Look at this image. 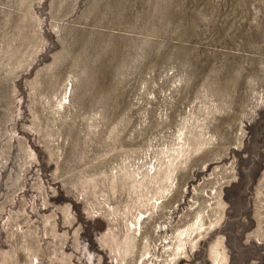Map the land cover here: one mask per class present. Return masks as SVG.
Instances as JSON below:
<instances>
[{
	"label": "rangeland",
	"instance_id": "1",
	"mask_svg": "<svg viewBox=\"0 0 264 264\" xmlns=\"http://www.w3.org/2000/svg\"><path fill=\"white\" fill-rule=\"evenodd\" d=\"M0 264H264V0H0Z\"/></svg>",
	"mask_w": 264,
	"mask_h": 264
},
{
	"label": "bare ground",
	"instance_id": "2",
	"mask_svg": "<svg viewBox=\"0 0 264 264\" xmlns=\"http://www.w3.org/2000/svg\"><path fill=\"white\" fill-rule=\"evenodd\" d=\"M174 162H175V160H174ZM173 166H174V163H173V160H172V163H171V165H170V169H171V167H173ZM170 172L172 173L173 170H171ZM155 173H156V172H155ZM166 177H167V180H169V179H170V174H169L168 176H166ZM170 185H172V184H170ZM171 187H172V186H171ZM171 187H170V188H171ZM164 191H165V192H168L169 189H166V190H164ZM165 194H166V193H165ZM165 194H164V195H165ZM164 197H165V196H164ZM162 198H163V196H162ZM163 202H164V201H163ZM163 202H162V203H163ZM155 206H156V205H154V207H155ZM141 218H143V217H141ZM140 220H141V219H140ZM201 226H202V225H201ZM199 227H200V226H199ZM200 229H201V228H200ZM137 231H138V229H137ZM190 236H191V235L188 234V236H187V237L185 236V237L188 239V238H190ZM185 237H184V238H185ZM186 238H185V239H186ZM179 242H180V244L178 245L177 250H184V249H185V244H183L184 241H183V238H182L181 236L179 237Z\"/></svg>",
	"mask_w": 264,
	"mask_h": 264
}]
</instances>
